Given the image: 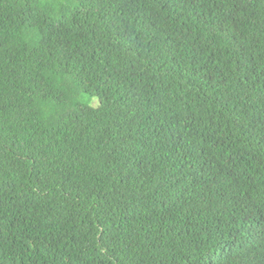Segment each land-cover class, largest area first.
Wrapping results in <instances>:
<instances>
[{
  "label": "trees",
  "instance_id": "obj_1",
  "mask_svg": "<svg viewBox=\"0 0 264 264\" xmlns=\"http://www.w3.org/2000/svg\"><path fill=\"white\" fill-rule=\"evenodd\" d=\"M0 264H264V0H0Z\"/></svg>",
  "mask_w": 264,
  "mask_h": 264
}]
</instances>
